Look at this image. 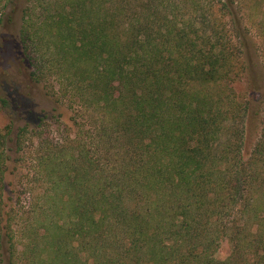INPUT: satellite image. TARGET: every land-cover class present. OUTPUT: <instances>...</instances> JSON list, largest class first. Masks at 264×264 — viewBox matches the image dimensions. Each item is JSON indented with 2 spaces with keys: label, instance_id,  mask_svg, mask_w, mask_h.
I'll use <instances>...</instances> for the list:
<instances>
[{
  "label": "trees",
  "instance_id": "16d2710c",
  "mask_svg": "<svg viewBox=\"0 0 264 264\" xmlns=\"http://www.w3.org/2000/svg\"><path fill=\"white\" fill-rule=\"evenodd\" d=\"M8 9L31 81L66 106L73 135L54 143L40 120L30 165L13 161L27 167L14 200L0 129V264H264V111L246 157L251 103L236 89L251 40L264 59V0Z\"/></svg>",
  "mask_w": 264,
  "mask_h": 264
},
{
  "label": "rangeland",
  "instance_id": "374dc122",
  "mask_svg": "<svg viewBox=\"0 0 264 264\" xmlns=\"http://www.w3.org/2000/svg\"><path fill=\"white\" fill-rule=\"evenodd\" d=\"M12 15L9 9L0 14V129L4 130L6 126H11L12 141L8 153L11 160L5 175V183L8 197L11 196L15 200L18 189L22 190V176L26 174L27 167L13 161L17 157H23L26 158V165H30L29 157H33L31 142H35V139H30V132L43 119L44 136L47 135L54 143H61L66 137L73 135V128L69 122L71 114L66 106L56 103L55 99L49 97L42 84L31 81L29 77L31 69L24 59L19 40L20 23L17 18L12 20ZM256 45L253 39L245 49L247 74L236 86L237 91L246 95L251 103V113L244 126L246 157L260 135L261 125L257 113L264 111V59L256 52ZM22 128L26 129L25 136L21 140V149L17 151L16 137ZM19 197L22 205L30 202L29 195Z\"/></svg>",
  "mask_w": 264,
  "mask_h": 264
}]
</instances>
